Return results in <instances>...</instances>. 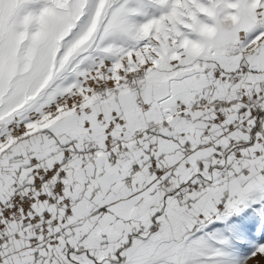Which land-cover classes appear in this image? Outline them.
<instances>
[{"label": "snow or ice", "instance_id": "snow-or-ice-1", "mask_svg": "<svg viewBox=\"0 0 264 264\" xmlns=\"http://www.w3.org/2000/svg\"><path fill=\"white\" fill-rule=\"evenodd\" d=\"M264 264V0H0V264Z\"/></svg>", "mask_w": 264, "mask_h": 264}, {"label": "rangeland", "instance_id": "rangeland-1", "mask_svg": "<svg viewBox=\"0 0 264 264\" xmlns=\"http://www.w3.org/2000/svg\"><path fill=\"white\" fill-rule=\"evenodd\" d=\"M249 264H256V262L255 261H250Z\"/></svg>", "mask_w": 264, "mask_h": 264}]
</instances>
